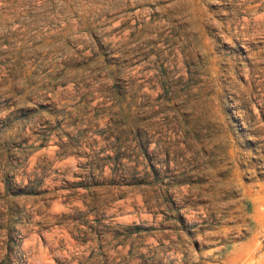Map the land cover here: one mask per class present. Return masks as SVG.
Returning a JSON list of instances; mask_svg holds the SVG:
<instances>
[{
	"label": "rangeland",
	"instance_id": "rangeland-1",
	"mask_svg": "<svg viewBox=\"0 0 264 264\" xmlns=\"http://www.w3.org/2000/svg\"><path fill=\"white\" fill-rule=\"evenodd\" d=\"M263 217L264 0H0V264H264Z\"/></svg>",
	"mask_w": 264,
	"mask_h": 264
},
{
	"label": "bare ground",
	"instance_id": "bare-ground-1",
	"mask_svg": "<svg viewBox=\"0 0 264 264\" xmlns=\"http://www.w3.org/2000/svg\"><path fill=\"white\" fill-rule=\"evenodd\" d=\"M262 216H263V215H262ZM262 219H264V217H263ZM262 219H261V220H262ZM259 243H261V242H259Z\"/></svg>",
	"mask_w": 264,
	"mask_h": 264
}]
</instances>
